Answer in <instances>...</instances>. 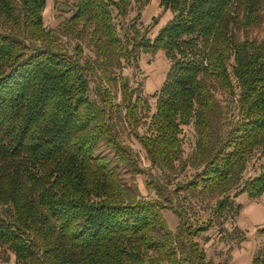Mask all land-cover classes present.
<instances>
[{
	"label": "trees",
	"instance_id": "obj_1",
	"mask_svg": "<svg viewBox=\"0 0 264 264\" xmlns=\"http://www.w3.org/2000/svg\"><path fill=\"white\" fill-rule=\"evenodd\" d=\"M130 3L75 0L53 31L43 24L46 0H0V246L20 264H215L196 239L211 221L179 214L171 230L162 211L179 191L196 190L220 196V216L248 157L264 159V39L247 33L261 23L264 0H159L172 16L152 38L116 20ZM83 36L91 61L78 42L69 51L62 40ZM159 50L169 67L150 112L120 71ZM217 89L235 97L225 127ZM189 124L192 177L168 191L150 179L154 196H141L121 176L141 169L120 131L129 126L147 163L170 170ZM239 193L264 194V169ZM258 232L264 237V226ZM250 264H264V239Z\"/></svg>",
	"mask_w": 264,
	"mask_h": 264
},
{
	"label": "rangeland",
	"instance_id": "obj_2",
	"mask_svg": "<svg viewBox=\"0 0 264 264\" xmlns=\"http://www.w3.org/2000/svg\"><path fill=\"white\" fill-rule=\"evenodd\" d=\"M75 0H46L42 12L45 28L57 31L63 18L70 14ZM159 0H131L128 14L121 20L123 26L129 25L133 20L136 26L146 37L152 38L158 29L168 20L172 13L159 6ZM248 37L257 41L264 39V14L258 26L248 28ZM69 51L75 42L82 48L81 60L91 61L94 57L92 47L87 37L67 38L62 37ZM138 68L133 65L124 66L120 71L127 84L136 90L150 104V112L154 110V92L159 88L165 78L169 61L161 50L153 53L139 52L136 58ZM90 84V97L97 99L98 75L88 74ZM113 101L120 102V91L117 87L111 88ZM221 114H218L219 123L225 127L226 122L233 116L230 109L234 103V96L226 90L217 89ZM227 120V121H226ZM226 121V122H225ZM124 127V126H123ZM144 125L140 124L137 132L142 133ZM129 126L120 131L121 140L130 148L133 156L137 158V165L141 173L133 178L121 169V176L126 183L133 182L141 196H154V193L145 188L144 183L150 179L156 180L167 191L172 189L177 182H183L192 177L195 168L192 165L195 133L192 124L183 127L181 135V155L175 162L173 169L158 168L147 163L143 150L133 137ZM264 169V159L257 153L249 156L246 167L240 177L233 184L228 193L229 206L220 216L213 214V209L220 196L206 195L198 191H179L177 198H172L173 208H165L162 213L171 230L179 222V214L184 219L185 215L193 223L205 222L208 219L211 225L207 231L201 233L196 239L206 253L207 259L220 264H250L253 257L263 242V235L258 228L264 226V194L258 198H248L245 193H239L243 180L257 175ZM170 194V193H168ZM240 206V207H238ZM0 264H20L15 261L13 253L5 246H0Z\"/></svg>",
	"mask_w": 264,
	"mask_h": 264
}]
</instances>
